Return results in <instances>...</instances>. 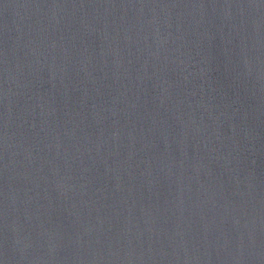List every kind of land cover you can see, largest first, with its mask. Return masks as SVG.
Instances as JSON below:
<instances>
[{
  "label": "water",
  "instance_id": "water-1",
  "mask_svg": "<svg viewBox=\"0 0 264 264\" xmlns=\"http://www.w3.org/2000/svg\"><path fill=\"white\" fill-rule=\"evenodd\" d=\"M0 264H264V0H0Z\"/></svg>",
  "mask_w": 264,
  "mask_h": 264
}]
</instances>
